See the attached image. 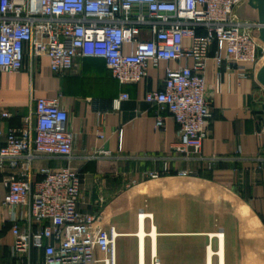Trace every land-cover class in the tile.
Here are the masks:
<instances>
[{
  "label": "crops",
  "instance_id": "0c3cea01",
  "mask_svg": "<svg viewBox=\"0 0 264 264\" xmlns=\"http://www.w3.org/2000/svg\"><path fill=\"white\" fill-rule=\"evenodd\" d=\"M243 4L237 8L240 18L252 20L255 10ZM259 41L257 60L242 63L245 77L226 59L215 62L216 54L226 56L225 43L210 46L211 116L199 156L188 159L176 150L178 124L145 99L163 88L168 66H193L192 57L150 62L145 78L125 84L101 57H77L76 66L63 74L50 70L47 57L32 64L27 57L23 69L0 73V114L12 113L0 116V130L19 127L34 110L35 98L61 97L74 132L72 156L40 157L35 166L79 170L78 209L100 215L106 228L116 227V264H151L153 252L161 264H264V139L258 134L264 126V85L257 78L264 43ZM124 93L128 98L115 104ZM158 114L163 127L156 125ZM8 171L0 172V253L6 263L13 261L14 242L2 203ZM105 256L97 252L98 258Z\"/></svg>",
  "mask_w": 264,
  "mask_h": 264
},
{
  "label": "built area",
  "instance_id": "2783aa9c",
  "mask_svg": "<svg viewBox=\"0 0 264 264\" xmlns=\"http://www.w3.org/2000/svg\"><path fill=\"white\" fill-rule=\"evenodd\" d=\"M246 1L0 0V73L23 69L27 57L31 64L47 57L50 70L61 74L76 66L77 57H101L113 77L125 84L145 78L150 62L192 57L193 66H168L163 88L145 96L178 124L175 148L189 159L200 155L211 116L206 91L210 46L225 43L226 56L216 54L215 62L226 59L242 77L247 76L242 63L257 60L261 43L254 32L261 24L237 14ZM60 98H35L34 110L19 127L0 130V172L9 170L2 203L14 237L13 261L2 262L0 253V264H116V227L106 228L100 215L78 209L79 170L35 166L40 157L72 156L74 132ZM126 98L122 94L115 104ZM156 125L164 126L161 114ZM258 134L264 139V126ZM98 251L106 256L98 258ZM151 264H161L155 252Z\"/></svg>",
  "mask_w": 264,
  "mask_h": 264
},
{
  "label": "water",
  "instance_id": "95a60500",
  "mask_svg": "<svg viewBox=\"0 0 264 264\" xmlns=\"http://www.w3.org/2000/svg\"><path fill=\"white\" fill-rule=\"evenodd\" d=\"M249 6L256 12V16L252 19L259 22L261 25L255 30L254 34L264 43V0H247L243 6ZM239 17L244 18L239 11H237ZM258 80L264 85V63L258 70Z\"/></svg>",
  "mask_w": 264,
  "mask_h": 264
},
{
  "label": "bare ground",
  "instance_id": "6f19581e",
  "mask_svg": "<svg viewBox=\"0 0 264 264\" xmlns=\"http://www.w3.org/2000/svg\"><path fill=\"white\" fill-rule=\"evenodd\" d=\"M142 223H143V217H142ZM143 227V225H142ZM144 235H145V232L143 230V228L141 229V231L139 232V236H140V240H141V252L143 253L144 252ZM210 252H211V249H210ZM222 250H221V254H222Z\"/></svg>",
  "mask_w": 264,
  "mask_h": 264
},
{
  "label": "rangeland",
  "instance_id": "374dc122",
  "mask_svg": "<svg viewBox=\"0 0 264 264\" xmlns=\"http://www.w3.org/2000/svg\"><path fill=\"white\" fill-rule=\"evenodd\" d=\"M161 263V262H160Z\"/></svg>",
  "mask_w": 264,
  "mask_h": 264
}]
</instances>
